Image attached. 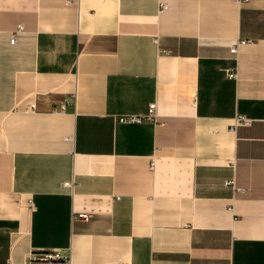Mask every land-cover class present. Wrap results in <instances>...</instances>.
Masks as SVG:
<instances>
[{"label": "crops", "instance_id": "obj_1", "mask_svg": "<svg viewBox=\"0 0 264 264\" xmlns=\"http://www.w3.org/2000/svg\"><path fill=\"white\" fill-rule=\"evenodd\" d=\"M119 263L264 264V0H0V264Z\"/></svg>", "mask_w": 264, "mask_h": 264}, {"label": "built area", "instance_id": "obj_2", "mask_svg": "<svg viewBox=\"0 0 264 264\" xmlns=\"http://www.w3.org/2000/svg\"><path fill=\"white\" fill-rule=\"evenodd\" d=\"M167 5L164 2L160 3V8L161 10L166 8ZM24 28V26L19 23L17 25V27L12 31L11 33V41L15 42L16 37H17V33H19L20 31H22ZM240 41L235 44L234 46H232L231 50L234 53H238L239 50V45H240ZM238 74L237 69H231L229 72V75L231 77H236ZM32 108H35V104L32 105ZM155 110H156V103H151L150 105V110L149 113L147 115H129L126 117H121L120 120L121 121H126V122H142L145 119H151L153 116H155ZM253 121V119L251 117H248L245 114H238L235 117V125L238 124H250ZM65 185L70 187L72 190H74L75 188V181L74 179L66 181ZM42 257L45 260H61V259H66L71 261V249H61V248H55V249H50V250H46L42 253ZM119 264H123V263H119Z\"/></svg>", "mask_w": 264, "mask_h": 264}]
</instances>
